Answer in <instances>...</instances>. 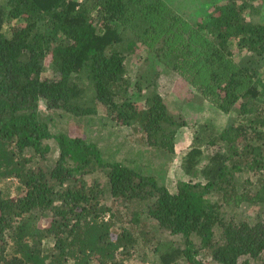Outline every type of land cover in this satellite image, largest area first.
<instances>
[{"label": "trees", "instance_id": "16d2710c", "mask_svg": "<svg viewBox=\"0 0 264 264\" xmlns=\"http://www.w3.org/2000/svg\"><path fill=\"white\" fill-rule=\"evenodd\" d=\"M254 1L224 0L188 24L160 0H0V264H264ZM143 52L151 65L127 78L126 58ZM242 52L246 65L234 58ZM159 79L189 109L201 101L228 115L225 127H189ZM41 100L75 117L101 113L154 155L107 160L79 135H53ZM187 129L185 179L170 191L162 167Z\"/></svg>", "mask_w": 264, "mask_h": 264}, {"label": "rangeland", "instance_id": "374dc122", "mask_svg": "<svg viewBox=\"0 0 264 264\" xmlns=\"http://www.w3.org/2000/svg\"><path fill=\"white\" fill-rule=\"evenodd\" d=\"M162 6L167 8H172L174 13L179 14L182 19L187 20L188 24H193V22L198 21V19L203 18L207 13L212 11L213 4H222L224 0H160ZM251 12V17L261 23H264V0H256L252 3L249 10ZM235 50V48H232ZM145 51V50H144ZM145 52L138 53L134 56L127 57L125 60V73L127 78L133 79L139 73V70L148 69V64L151 65L152 58L148 55V64L144 60L147 57ZM249 57L247 53H236L235 61L238 64L246 65V59ZM257 61V60H256ZM250 62L254 63L255 59L250 58ZM259 62V68L262 67V62ZM158 85L160 86V93L163 94L164 101L168 106L170 112L174 114H182L185 117L188 126H192L196 123H201L204 121H210L212 125L219 128H224L228 120V115L219 112L214 106L207 102H201L202 109L188 108L185 106L186 99L180 94H174V92L169 91L165 85L164 79L158 80ZM262 88V87H261ZM169 91V92H167ZM167 92V93H165ZM193 100L195 98H192ZM199 103V104H200ZM40 114L49 124L50 132L53 135L56 134H66L69 136L79 135L84 139L93 142L97 145L100 152L103 154L104 158L107 160H113L114 157L117 159L127 158L134 159L139 158L136 154L141 148L143 151H150L151 156L154 155V148L142 147L137 144H131V137L133 135L131 130L127 128L117 127L114 122L98 113L96 116L91 117H75L71 114L65 113L61 110H47L44 101L41 100L38 103ZM114 125V126H113ZM189 131V130H188ZM136 137V135H134ZM189 135L186 133L181 138H179L181 144H175L176 152L182 149L187 144ZM50 146L52 153L56 152L55 142L49 140L46 142ZM136 155V156H135ZM114 156V157H113ZM55 158L54 155H51ZM133 157V158H132ZM175 157H171V160L167 162L165 168L162 167V175H165V185L170 191H174L175 182L185 179V177L177 171H171L174 168ZM165 161V160H164ZM162 162V161H161ZM161 162H155L153 159V165L159 166ZM162 175L160 177L162 178ZM246 212L252 214V210L243 207ZM164 236L170 237L175 245L181 246L182 242L178 236H169L165 232ZM179 264V263H178Z\"/></svg>", "mask_w": 264, "mask_h": 264}, {"label": "crops", "instance_id": "0c3cea01", "mask_svg": "<svg viewBox=\"0 0 264 264\" xmlns=\"http://www.w3.org/2000/svg\"><path fill=\"white\" fill-rule=\"evenodd\" d=\"M197 109L198 110H201L202 109V106H201V104L197 107ZM196 124H198V123H196ZM196 124H194V125H196ZM194 125H192V126H194ZM189 127H191V126H189ZM189 129H187L186 131H182L179 135H178V137H177V139H176V143L177 144H181L180 143V140H179V138H181L184 134H188L189 135V139H188V141H187V144L185 145V147H183L182 149H179L178 150V152H176V147H175V153H176V157H175V160H174V168L171 170V171H177V172H180V173H182L180 170H178L179 168L177 167V163H178V161H179V158H180V155L184 152V151H186L187 149H188V147H189V145H190V143H191V141H192V139H193V134L190 132V131H188ZM176 144V145H177ZM175 145V146H176Z\"/></svg>", "mask_w": 264, "mask_h": 264}]
</instances>
